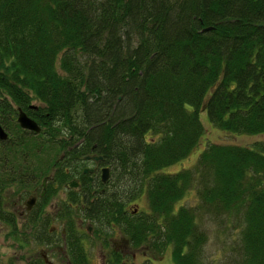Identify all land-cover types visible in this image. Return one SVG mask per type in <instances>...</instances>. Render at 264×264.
Listing matches in <instances>:
<instances>
[{
	"label": "trees",
	"instance_id": "trees-1",
	"mask_svg": "<svg viewBox=\"0 0 264 264\" xmlns=\"http://www.w3.org/2000/svg\"><path fill=\"white\" fill-rule=\"evenodd\" d=\"M17 107L39 131L17 124ZM199 110L224 132L264 134V0H0V218L11 228L2 190L38 184L40 139L81 137L112 163L114 187L145 194L147 210L118 221L130 244L205 264L194 208L174 204L195 185L200 206L241 222L230 264H264V139L208 142L189 168L160 170L197 144ZM114 206L90 214L110 219Z\"/></svg>",
	"mask_w": 264,
	"mask_h": 264
},
{
	"label": "flooded vegetation",
	"instance_id": "flooded-vegetation-1",
	"mask_svg": "<svg viewBox=\"0 0 264 264\" xmlns=\"http://www.w3.org/2000/svg\"><path fill=\"white\" fill-rule=\"evenodd\" d=\"M81 139L78 137L71 144L60 146L61 152L50 163L49 171H40L38 184L17 193L11 202L2 203L3 210L9 209L6 212L10 213L14 227L18 223L33 227L40 222L36 252L24 256L17 253L13 259L6 258L3 264H135V261L144 264L142 258H152L151 254L145 257L147 251L142 246L130 244L119 224L124 219L138 218L139 210L134 203L127 202L131 197L125 196L120 187H114L118 182H115L112 163L94 144L81 145ZM66 150L70 152L68 155ZM78 150L84 151L78 153ZM12 193L13 190L9 194ZM100 203L115 205L110 219L90 214L93 204ZM3 221L11 234L16 233L18 228L13 229ZM16 245L23 244L20 241L5 244Z\"/></svg>",
	"mask_w": 264,
	"mask_h": 264
},
{
	"label": "rangeland",
	"instance_id": "rangeland-1",
	"mask_svg": "<svg viewBox=\"0 0 264 264\" xmlns=\"http://www.w3.org/2000/svg\"><path fill=\"white\" fill-rule=\"evenodd\" d=\"M198 117L202 124L203 131L199 136L197 144L190 149L189 153L181 156L171 164L161 167V171L175 172L181 168H189L193 165L197 154L208 142L251 145L256 140L264 139V134L224 132L219 128L214 127L209 122L205 110H199ZM54 141L56 140L54 139ZM43 142L44 139H40V149L48 150L49 158L43 164L41 163L40 170L48 172L50 163L60 154L61 148H59V145L54 147L50 144L45 145ZM116 181L118 180H115V182ZM193 184H195V181ZM11 190H13V193L10 195L9 193ZM24 191L25 189H21L18 185H8L2 190L3 194L1 202L3 204L11 202L17 193H22ZM199 201L195 185H192V187L185 190L182 196H180L174 204L176 207L178 205H187L194 208L195 221L197 225L205 231L206 235V239L202 246L203 262L205 264H230V257L234 258L236 256V249L234 248H236V245L238 244V232L241 227V222L237 220V216L236 214H233V212L229 213L222 210L214 212L210 207L206 209L204 206H200ZM127 202L134 203L139 212L147 210V201L144 193H137L135 197H131ZM4 210L6 212V210L9 209L5 207ZM16 228H18L16 233L14 232L15 234H11L9 232L10 227H8L6 222L0 218V264H3V261L6 260V258L11 257L13 259L14 255L17 253H21L23 256L33 255L37 250L38 242L36 240L40 237V222L36 223L33 227L31 224L22 225V223H18L13 229ZM38 232L39 234H37ZM9 234H11L12 237H10ZM36 235L38 238H36ZM14 238H16V240ZM8 241H20L23 245H16V247L5 246ZM162 250V253L152 255V258L149 261H147L146 258L143 259L141 256L144 264H173L170 259L169 247L165 246ZM128 254H130V251H128ZM147 256H149V253L145 252V257Z\"/></svg>",
	"mask_w": 264,
	"mask_h": 264
},
{
	"label": "water",
	"instance_id": "water-1",
	"mask_svg": "<svg viewBox=\"0 0 264 264\" xmlns=\"http://www.w3.org/2000/svg\"><path fill=\"white\" fill-rule=\"evenodd\" d=\"M16 121L18 125L22 128L31 130V131H39V125L36 123L34 119H32L30 116H28L20 107H17V114H16ZM6 137V131L3 129V127L0 125V139H4ZM93 157L97 158L99 157L96 155H92ZM89 157V156H86ZM102 180L105 178L104 175L101 176ZM40 195V192H39Z\"/></svg>",
	"mask_w": 264,
	"mask_h": 264
}]
</instances>
